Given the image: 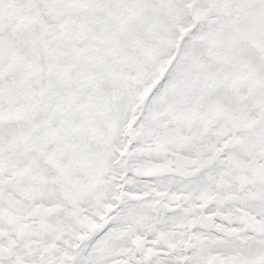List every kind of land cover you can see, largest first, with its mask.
<instances>
[{
  "label": "snow or ice",
  "instance_id": "obj_1",
  "mask_svg": "<svg viewBox=\"0 0 264 264\" xmlns=\"http://www.w3.org/2000/svg\"><path fill=\"white\" fill-rule=\"evenodd\" d=\"M0 264H264V0H0Z\"/></svg>",
  "mask_w": 264,
  "mask_h": 264
}]
</instances>
